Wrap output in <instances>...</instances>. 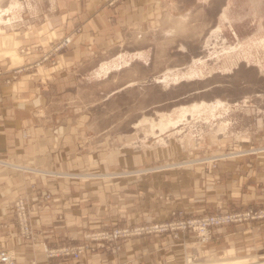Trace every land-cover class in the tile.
<instances>
[{
	"label": "crops",
	"instance_id": "0c3cea01",
	"mask_svg": "<svg viewBox=\"0 0 264 264\" xmlns=\"http://www.w3.org/2000/svg\"><path fill=\"white\" fill-rule=\"evenodd\" d=\"M110 1L68 3L59 34L66 32V37L77 27L80 32L71 34L54 65H36L45 37L0 36V161L7 163H0V249L14 250L17 264H168L178 248H167L164 235L125 239L115 255L97 249L96 254L86 251L78 261L47 260L40 244L77 245L85 234L102 229L164 221L173 209L196 216L219 209L264 208V152L252 150L264 144V131H254L243 144L225 145V150L252 151L217 161L208 174L201 173L203 165H195L138 176V164L146 168L168 155L138 151V164L130 166L126 156L112 161L111 153L95 141L92 114L77 112L76 99L64 94L79 64L88 62L92 51L116 45L119 25L143 31L164 7H178L185 0ZM19 47L24 53L17 56L13 51ZM15 70V79L6 83ZM62 172L75 174L62 177ZM20 195L28 203L35 246L16 235L12 204ZM208 246L264 255V220L219 228Z\"/></svg>",
	"mask_w": 264,
	"mask_h": 264
},
{
	"label": "rangeland",
	"instance_id": "374dc122",
	"mask_svg": "<svg viewBox=\"0 0 264 264\" xmlns=\"http://www.w3.org/2000/svg\"><path fill=\"white\" fill-rule=\"evenodd\" d=\"M15 1L17 7L10 11V17L13 16L12 19L10 18V22L6 25L0 23V36L10 34L22 39H28L30 36L33 39L34 36L45 37L47 41L42 42L43 45L38 47L42 50L41 59L36 65L42 62L54 65L56 57L71 42V34L75 35L80 32V28L77 27L70 32V35H65L66 37H64L66 32L63 35L59 34V29L63 26L61 13L67 10L65 8H68V3L72 0H0L1 12L10 8V5ZM118 1L111 0L108 4L112 5ZM222 12L226 13L224 20L220 16ZM79 21L81 20L74 22L75 25L80 24ZM111 22L109 21V23ZM217 26L220 27V32L215 39L211 35L212 30ZM123 27L125 26L120 27L119 25L117 29V34L120 37L116 45L105 51H92L93 54L89 61L79 64L73 84L64 93L76 99L75 102L78 105L73 108L77 112L92 114L93 129L97 135L95 141L100 143V146L103 144L104 148L111 153L112 161L114 157L126 156L130 166L136 165L140 151L146 155V151L152 150L159 152L160 157L161 153H164L163 157L168 155V159L166 157L159 158L158 161L146 168L142 163L138 164V172H136L138 176L142 173H152V171L189 168L195 165H203L201 173L208 174L209 171L216 169V162L222 159H232L241 152L250 153L252 150L253 152H264V144L258 145L250 151L225 150L224 148L225 145L234 146L250 141L249 137L254 131H258L259 134L264 131V46L258 43L264 39V0H203V2L185 0L178 7L173 8L171 5L164 7L159 15L149 23V28L146 27L143 31L133 27L126 30ZM239 45L241 47L232 55L219 58L214 56V53H220L221 49L229 46L238 48ZM19 48H15L13 51L17 56L24 53L23 49ZM137 53L141 56H134ZM121 54L123 60L127 61L126 64L118 60L120 66L112 69L106 76L96 77L94 75L101 63L114 60ZM198 59L203 60V64L199 63ZM20 61L19 58L18 63H21ZM191 66L201 70L202 75L175 83L172 80H169L168 83L158 81L166 72L170 74L174 71L181 72ZM13 73V77L6 79V83L15 79L17 70ZM216 99L224 101L225 104L228 102L229 106L222 109L221 113V109L216 111L215 115L201 111L202 116L200 114H195L197 116L193 115L192 117L191 115L186 116L187 120H182L179 123L181 125L169 128L160 136L159 133L158 135L151 134L147 125L139 127L136 125L144 118L158 120L161 114H171L175 118L176 112L181 106L201 104L202 102L209 104L211 101L215 102ZM177 130L180 132H176ZM157 131L154 130V132ZM207 150H209L208 153L205 152ZM0 163L7 164L3 161ZM61 174L62 177H71L75 172L72 174L62 172ZM93 174L97 175L98 173ZM19 197H24L27 206L28 221L35 237L33 240L20 235L15 213V201ZM45 198H48V194L45 195ZM12 206L17 237L31 246H35L37 237L29 219V207L25 196H18ZM259 211H264V208L243 211L219 209L213 213L191 216L184 210L173 209L168 213V217L161 222H142L138 225L116 226L110 230L102 229L85 234L84 242L77 245H62L52 248L42 243L40 246L42 248L45 245L49 249L61 247L77 249L84 246L85 249L81 255L86 251L94 253L97 249H105L115 255L121 250L122 240L164 235L167 239V248H178L176 258L168 264H186L187 258L194 263H202L210 258H217L226 249L231 248L220 247L214 250L208 246L215 230L229 225L248 221H263L264 219H248L239 223L215 227L211 229V239L201 247L193 246V242H196V233L191 229L182 231L177 229L178 227L188 224L192 220L222 213L244 214L250 212L253 214ZM160 227L168 228L162 231ZM123 228L130 230L136 228L138 235L114 241L92 239V236L100 234L103 237L104 233H112L116 229ZM117 245L120 247L118 250L116 249ZM2 250L13 251L17 264V254L14 250L5 247L0 249V251ZM42 255L47 260L78 261L81 257L80 255L77 260L68 257L47 258L43 248ZM235 255L251 258L250 261L264 264V255L257 254L251 249H235ZM32 263L37 264L36 261L30 262V264Z\"/></svg>",
	"mask_w": 264,
	"mask_h": 264
},
{
	"label": "bare ground",
	"instance_id": "6f19581e",
	"mask_svg": "<svg viewBox=\"0 0 264 264\" xmlns=\"http://www.w3.org/2000/svg\"><path fill=\"white\" fill-rule=\"evenodd\" d=\"M16 5H17V3L15 1V3L14 4L12 3L10 5V8H8L7 10L5 9L4 12H1L2 10H0V23H3V24L6 25L7 23L10 22V20L13 17L12 15H11L12 17H10V14H11L10 11L12 9L16 8L17 7ZM225 14L226 13L222 12V14L220 15L223 20L226 19V15ZM218 32H220V27L219 26H217L216 28H214L212 30V35L211 36H213L216 39ZM258 43L263 44V46H264V39L261 40ZM240 47H241V45H239L238 48L236 46H234V47H230L229 46L227 48H224L223 47L224 49H221L222 51H219L220 53H217V54L214 53L215 55L214 54L213 55L216 58H219L220 56H229V55H232L233 53H235ZM134 56L139 57L141 55L137 53ZM118 60L123 61V63H125V64L127 63V61L123 60V55L121 54L120 56H117V58H114V60L112 59L109 62H103V63H101L100 66L95 70L94 75L96 77L103 76V75L106 76L107 74H109L112 71V69L117 68L118 66H120ZM198 61H199V63L203 64L202 63L203 60L198 59ZM194 67H192V66L191 67H188L186 70L181 71V72H175L174 71L171 74L170 73H167V72L166 73L164 72L165 74L163 73L164 76L162 77V79H159L158 78L159 80L158 79L157 80L159 82H163V83H168L169 80H172V82L175 83V82H178L179 80H183V79H192V78H195V77L198 78V76H201L202 75V71L199 70L198 68H194ZM228 106H229V104H228ZM225 107H227V105L225 104L224 101H222L220 99H216L215 102H212V103H209V104H207L205 102H202L201 104L200 103H194V104H191L190 106H181L180 108H178V111L176 112L177 116L175 118L172 117L171 114H161L158 120H153L152 118H144L143 120L139 121L136 125L138 127L139 126H142V125H147L148 126V129H149V131H150L151 134L158 135V133H159V136H160L161 134H163L164 132H166L169 128H171V127H177V125L182 120L183 121L184 120H187L186 119V116L191 115V117H192L195 114H200L201 115V111H205V112L207 111V113L210 112L211 115L212 114L215 115L214 113L216 111H219L221 109L220 110V113H221L222 109H224ZM225 111H226V109H225ZM210 113H208V114H210ZM221 115H223V114H221ZM195 116H197V115H195ZM209 117L212 118L210 115H209ZM207 121H208V119H207ZM179 125H181V124H179ZM154 130H158V131L157 132H154ZM178 131L179 130H177L176 132H178ZM160 139H162V138H160ZM250 259L251 258H244V257H238V256H236L234 249H226L224 251V253L222 255L218 256L217 258H210L207 261L202 262V263H194L193 261H191V259H188L187 258V263L186 264H260L258 262H254L252 260L250 261Z\"/></svg>",
	"mask_w": 264,
	"mask_h": 264
},
{
	"label": "built area",
	"instance_id": "2783aa9c",
	"mask_svg": "<svg viewBox=\"0 0 264 264\" xmlns=\"http://www.w3.org/2000/svg\"><path fill=\"white\" fill-rule=\"evenodd\" d=\"M15 213L17 217V222L20 230V235L26 239H34L32 229L28 221V210L24 197H19L15 201ZM248 219H264V211H259L257 213H244V214H229L222 213L218 215H213L209 217H203L201 219L192 220L188 224H183L178 227L179 230L191 229L196 233L195 241L193 246L201 247L205 245L211 239V229L215 227H220L230 223H239ZM162 231L167 230L168 227H160ZM172 228V227H171ZM175 229V230H177ZM174 230V229H171ZM133 235H138V229H116L112 233H104L101 237L100 234L92 236L93 240H109L114 241L118 239H123ZM43 251L47 258L60 257V258H70L73 260L79 259L80 255L84 252L85 247L81 246L77 249H72L69 247H61L58 249H49L47 246L43 245ZM116 249H120L117 245ZM192 257V256H191ZM0 264H16V255L11 250L0 251ZM35 264V263H32Z\"/></svg>",
	"mask_w": 264,
	"mask_h": 264
}]
</instances>
